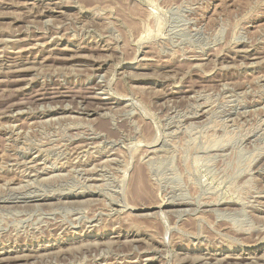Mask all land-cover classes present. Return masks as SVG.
<instances>
[{
    "label": "rangeland",
    "instance_id": "1",
    "mask_svg": "<svg viewBox=\"0 0 264 264\" xmlns=\"http://www.w3.org/2000/svg\"><path fill=\"white\" fill-rule=\"evenodd\" d=\"M263 227L264 0H0V264H264Z\"/></svg>",
    "mask_w": 264,
    "mask_h": 264
},
{
    "label": "bare ground",
    "instance_id": "2",
    "mask_svg": "<svg viewBox=\"0 0 264 264\" xmlns=\"http://www.w3.org/2000/svg\"><path fill=\"white\" fill-rule=\"evenodd\" d=\"M29 8V7H28ZM49 8V7H48ZM36 44V43H35ZM30 108V107H29ZM132 112V111H131ZM69 116V115H68ZM105 116V115H104ZM42 117V116H41ZM78 119V118H77ZM55 120V119H54ZM48 121V120H47ZM46 121V122H47ZM56 121V120H55ZM82 124V123H81ZM89 124V123H88ZM78 125V124H77ZM92 125V124H91ZM80 127V126H79ZM73 128V127H72ZM175 131V130H174ZM91 133V132H90ZM15 137V136H14ZM94 137V136H93ZM121 140V139H120ZM37 144V143H36ZM96 144V143H95ZM99 144V143H98ZM23 145V144H22ZM129 145V144H128ZM142 145V144H141ZM48 147V146H47ZM133 147V146H132ZM213 148V147H212ZM159 151V150H158ZM213 154V153H212ZM125 155V154H124ZM159 157V156H158ZM151 158V157H150ZM146 161V160H145ZM131 162V161H130ZM126 169V168H125ZM119 175V174H118ZM68 176V175H67ZM91 177V176H90ZM248 178V177H247ZM6 183V182H5ZM131 183V182H130ZM132 183H133V187H134V194L135 195H137V197H139V196H147V192L145 191V187H144V179H143V176H142V174H141V172H140V170L138 169L137 171H136V173H135V176H134V179H132ZM50 184V183H49ZM25 185V184H24ZM101 185V184H100ZM33 186V185H32ZM106 186V185H105ZM40 187V186H39ZM133 187L131 188V190L133 189ZM130 190V191H131ZM36 191V190H35ZM106 192V191H105ZM45 195V194H44ZM48 195H50V194H48ZM185 197V196H184ZM125 198V197H124ZM128 198V197H127ZM113 199V198H112ZM131 200V199H130ZM215 200V199H214ZM71 201V200H70ZM65 202V201H64ZM63 202V203H64ZM135 202H137V201H135ZM75 203V202H74ZM161 203V202H160ZM247 203V202H246ZM141 205V204H140ZM148 205V204H147ZM161 205V204H160ZM160 205L158 204V205H156V206H159L160 207ZM148 206H150V205H148ZM88 207V206H87ZM143 207V206H142ZM136 208V207H135ZM164 208V207H163ZM4 209V208H3ZM159 209V208H158ZM25 212V211H24ZM213 212V211H212ZM223 212V211H222ZM161 213V212H160ZM155 216V215H154ZM201 216V215H200ZM162 217V216H161ZM226 221V220H225ZM232 222V221H231ZM264 228V227H263ZM258 229V228H257ZM247 231V230H246ZM47 235V234H46ZM241 237V236H240ZM124 242V241H123ZM69 247V246H68ZM139 248V247H138ZM10 257V256H9ZM24 258H25V256H23ZM28 257V256H27ZM43 257V256H42ZM228 257V256H227ZM3 258V257H2ZM5 258V257H4ZM35 258V257H34ZM206 258V257H205ZM7 259V258H6ZM16 259H17V257H16ZM18 259H20V257L18 258ZM229 259V258H228ZM1 260V259H0ZM2 260H4V259H2ZM12 260H14V259H12ZM237 260V259H236ZM242 260V259H241ZM244 260V259H243ZM251 260V259H250ZM18 261V260H17ZM20 261V260H19ZM1 262V261H0ZM145 262H146V260H145ZM237 262V261H236ZM219 263H220V261H219Z\"/></svg>",
    "mask_w": 264,
    "mask_h": 264
}]
</instances>
